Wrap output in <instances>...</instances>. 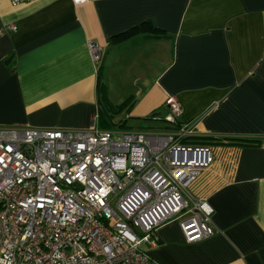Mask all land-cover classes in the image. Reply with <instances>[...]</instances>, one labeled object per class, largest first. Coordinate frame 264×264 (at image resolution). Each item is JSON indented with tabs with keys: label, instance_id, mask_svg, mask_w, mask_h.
Listing matches in <instances>:
<instances>
[{
	"label": "crops",
	"instance_id": "obj_1",
	"mask_svg": "<svg viewBox=\"0 0 264 264\" xmlns=\"http://www.w3.org/2000/svg\"><path fill=\"white\" fill-rule=\"evenodd\" d=\"M143 22L168 36L113 45ZM89 41L101 46L98 63ZM101 82L112 122L127 128H164L151 114L175 95L181 119L197 122L187 139L205 138L214 155L190 192L213 207L216 233L187 243L171 220L144 245L149 256L264 264V0H0V126L107 129Z\"/></svg>",
	"mask_w": 264,
	"mask_h": 264
},
{
	"label": "built area",
	"instance_id": "obj_2",
	"mask_svg": "<svg viewBox=\"0 0 264 264\" xmlns=\"http://www.w3.org/2000/svg\"><path fill=\"white\" fill-rule=\"evenodd\" d=\"M165 105L162 129L0 126V264H159L144 245L165 223L187 243L215 234L213 207L190 192L213 152L183 141L197 122L175 95Z\"/></svg>",
	"mask_w": 264,
	"mask_h": 264
},
{
	"label": "trees",
	"instance_id": "obj_3",
	"mask_svg": "<svg viewBox=\"0 0 264 264\" xmlns=\"http://www.w3.org/2000/svg\"><path fill=\"white\" fill-rule=\"evenodd\" d=\"M138 35L144 36V37H149V38H157L161 39L164 38L165 36H168L167 34L163 33L162 30L157 29L154 27L153 24L150 22H143L139 25L133 26L129 28L128 30L121 32L117 34L115 37L112 38V43L114 44H120L122 42H125L127 40H130L133 37H136ZM12 57L9 56L5 59L6 63H9L11 61ZM99 95H100V106H99V114L98 117L101 121H103L105 124L103 125L107 129H113L116 127H121V128H127L129 125H126V122H118V123H113L111 119V107L109 104H105L103 101H107V93H106V84L105 82H101L100 84V90H99ZM114 108H116L114 106ZM115 111H118L117 109ZM162 116V115H161ZM160 116V118H161ZM217 138V137H216ZM198 140H195L196 142L199 143H206L205 138H197ZM184 142H190L187 138L183 139ZM249 143H257L259 140L258 139H246ZM192 142V141H191Z\"/></svg>",
	"mask_w": 264,
	"mask_h": 264
},
{
	"label": "rangeland",
	"instance_id": "obj_4",
	"mask_svg": "<svg viewBox=\"0 0 264 264\" xmlns=\"http://www.w3.org/2000/svg\"><path fill=\"white\" fill-rule=\"evenodd\" d=\"M123 105V104H122ZM117 108V106H115ZM122 107V106H121ZM120 110V108L118 109ZM164 111V110H163ZM155 126H161L163 124L162 120H155ZM130 123H133L132 121ZM203 144V143H202ZM204 145V144H203Z\"/></svg>",
	"mask_w": 264,
	"mask_h": 264
},
{
	"label": "water",
	"instance_id": "obj_5",
	"mask_svg": "<svg viewBox=\"0 0 264 264\" xmlns=\"http://www.w3.org/2000/svg\"><path fill=\"white\" fill-rule=\"evenodd\" d=\"M159 115H161V112L157 111V112H153V113L151 114V117H152V118H155V117H157V116H159Z\"/></svg>",
	"mask_w": 264,
	"mask_h": 264
},
{
	"label": "snow or ice",
	"instance_id": "obj_6",
	"mask_svg": "<svg viewBox=\"0 0 264 264\" xmlns=\"http://www.w3.org/2000/svg\"><path fill=\"white\" fill-rule=\"evenodd\" d=\"M3 158L2 157H0V160H2Z\"/></svg>",
	"mask_w": 264,
	"mask_h": 264
}]
</instances>
